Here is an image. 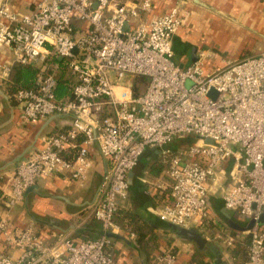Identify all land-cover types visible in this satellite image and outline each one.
I'll return each mask as SVG.
<instances>
[{
  "label": "built area",
  "instance_id": "2783aa9c",
  "mask_svg": "<svg viewBox=\"0 0 264 264\" xmlns=\"http://www.w3.org/2000/svg\"><path fill=\"white\" fill-rule=\"evenodd\" d=\"M152 11V0H40L20 13L12 0H0V47L13 53L12 64H0V82L11 83L15 64L38 71L13 96L21 122L66 120L25 156L4 204L9 210L21 204L41 178L64 176L83 188L97 149L104 172L93 218L104 232L135 239L116 217L129 196L130 174L155 148L167 166L162 189L169 192L159 220L206 231L217 225L209 193L222 192L227 212L254 222L244 232L250 237L245 264H264V53L216 71L207 70L205 53L179 66V11L151 17ZM136 77L149 81L140 96H134ZM60 80L69 86L63 96ZM0 238L7 250L0 264H119L106 236L76 242L64 232L44 236L33 224L17 230L1 219ZM237 240H224L228 250ZM154 262L177 264L178 256L165 250Z\"/></svg>",
  "mask_w": 264,
  "mask_h": 264
},
{
  "label": "crops",
  "instance_id": "0c3cea01",
  "mask_svg": "<svg viewBox=\"0 0 264 264\" xmlns=\"http://www.w3.org/2000/svg\"><path fill=\"white\" fill-rule=\"evenodd\" d=\"M39 1L12 0V5L20 13H28ZM132 1L140 0H115L117 4ZM152 3L151 17L177 9L183 20L174 40L175 58L178 51L181 56L177 63L179 66L189 64L192 48L197 49V56L201 53L208 55V71L220 70L228 62L264 53V0H152ZM12 63V51L0 47V64ZM8 86L0 82V220L7 219L17 230L33 224L44 236L50 232H64L76 242L99 238L103 230L92 212L100 196L104 163L97 149L93 151L94 168L83 188L72 184L64 176L41 178L21 204L11 210L6 208L5 196L20 163L30 151L40 146L42 135L62 129L66 122L58 118L23 124L20 108L9 94ZM231 166V160L223 164L228 173ZM166 170L159 151L148 148L130 174L129 196L126 201H120L116 221L126 233H133L136 238L124 235L126 240L114 239L117 262L155 264L158 253L170 250L177 254V264H195L197 260L203 264H245L250 237L244 232L249 230L251 222L225 210L222 192H214L213 189L209 193V205L217 225L211 224L206 231L186 229L197 231L202 239L201 246L159 220L157 212L169 193L162 189L167 184ZM133 217L140 221L135 228L142 229L145 235L141 242L139 231L136 233L123 227L129 226ZM230 221L244 231L234 229ZM219 232L223 236L220 240L215 238ZM228 236L238 237L233 250H228L224 242ZM2 252L7 250L0 242Z\"/></svg>",
  "mask_w": 264,
  "mask_h": 264
},
{
  "label": "trees",
  "instance_id": "16d2710c",
  "mask_svg": "<svg viewBox=\"0 0 264 264\" xmlns=\"http://www.w3.org/2000/svg\"><path fill=\"white\" fill-rule=\"evenodd\" d=\"M37 74L38 71L31 67H24L18 64L13 65L10 76L11 83L8 86L9 94L13 97L16 91H18L21 88L28 87L30 83L35 79ZM148 82H149L148 79L145 77H136L134 79V85H133L134 96L142 95L148 85ZM68 88L69 86L67 82L60 80L58 87V95L63 96L68 94L69 92ZM139 223L140 221L137 218L133 217V219H131L129 226H127L126 228L125 226L123 227L124 229H131L134 232L139 231L141 237L140 242H141V239H144L145 235L143 234L142 229L135 228ZM195 264H203V262L197 260Z\"/></svg>",
  "mask_w": 264,
  "mask_h": 264
},
{
  "label": "water",
  "instance_id": "95a60500",
  "mask_svg": "<svg viewBox=\"0 0 264 264\" xmlns=\"http://www.w3.org/2000/svg\"><path fill=\"white\" fill-rule=\"evenodd\" d=\"M127 28V26H126ZM175 52V50H174ZM197 49L196 48H192V50L189 52V64L191 63H194L196 62V60L198 59L197 57ZM183 67V66H182ZM214 90L211 91V95L214 94ZM53 120V119H52ZM187 142H191V139H188ZM130 183V182H129ZM35 188V186H32L30 187L25 195H24V199H25V196L29 193V191H32L33 189ZM259 223L260 225L264 226V214L263 216L261 217V219L259 220ZM230 225L236 229V230H239V231H244V228H242L241 226H239L238 224H236L235 222L233 221H230ZM172 226V225H171ZM254 226V222H251L250 225L248 226V229H251L252 227ZM175 228V230H177L179 233L183 234L184 236H186L187 238H190L191 240L195 241L196 243H198L200 246L201 244H203L201 241V236L197 233L196 230H186V229H182L180 227H176V226H172ZM102 236H106L108 238H111V239H121V240H126L124 235L122 234H115V233H112V232H104L102 233Z\"/></svg>",
  "mask_w": 264,
  "mask_h": 264
},
{
  "label": "rangeland",
  "instance_id": "374dc122",
  "mask_svg": "<svg viewBox=\"0 0 264 264\" xmlns=\"http://www.w3.org/2000/svg\"><path fill=\"white\" fill-rule=\"evenodd\" d=\"M238 24H240V23H238ZM242 27H243V26H242ZM243 28H244V27H243ZM206 52H207V53H210V51H206ZM210 54H211V53H210ZM211 55H212V54H211ZM211 55H210V56H211ZM180 57H181V56L179 55V51H178V52H177V57L174 59V61H175L176 64H177V63L179 64V62H180ZM230 63L232 64V63H234V62H228V64H230ZM187 86H190V84L188 83Z\"/></svg>",
  "mask_w": 264,
  "mask_h": 264
}]
</instances>
